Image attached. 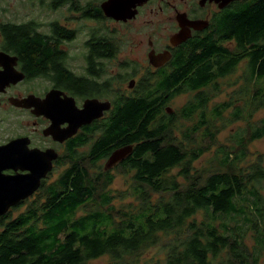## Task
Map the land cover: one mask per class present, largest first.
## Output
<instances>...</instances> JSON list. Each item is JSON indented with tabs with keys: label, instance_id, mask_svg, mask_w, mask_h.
Returning a JSON list of instances; mask_svg holds the SVG:
<instances>
[{
	"label": "trees",
	"instance_id": "obj_1",
	"mask_svg": "<svg viewBox=\"0 0 264 264\" xmlns=\"http://www.w3.org/2000/svg\"><path fill=\"white\" fill-rule=\"evenodd\" d=\"M225 18L224 36L191 53L181 69L189 89L205 86L206 91L180 115L192 121L205 113V118L211 116L205 127L203 122L192 126L178 138L176 125L153 122L159 106L154 107L151 96L174 95L170 78L156 94L127 102L96 146L102 150L112 142L136 144L126 166L115 169L127 176L129 191L117 195L111 188L115 174L97 167L90 172V166L70 157V166L47 184L43 196L22 202L27 207L15 217H0V264H89L102 257L109 258L106 264H260L264 156L250 160L249 146L264 138V117L257 123L251 118L264 109V0L240 4ZM231 40L233 47L227 44ZM241 63L246 67V97L240 95L241 87L235 98L210 109L220 92L219 80L234 74ZM229 110L230 122L242 120L247 127L229 146L217 147L208 167H197L211 151L201 140H215L213 122L223 120ZM127 195L136 200V208H125ZM202 213L204 219L198 221ZM157 247L163 256L142 262Z\"/></svg>",
	"mask_w": 264,
	"mask_h": 264
},
{
	"label": "flooded vegetation",
	"instance_id": "obj_2",
	"mask_svg": "<svg viewBox=\"0 0 264 264\" xmlns=\"http://www.w3.org/2000/svg\"><path fill=\"white\" fill-rule=\"evenodd\" d=\"M133 1L0 0V180L41 174L51 164L30 197L37 198L73 159L105 168L127 147L98 149L110 122L167 78L174 95L151 96L159 106L153 122L173 126V102L183 98L184 107L206 91L188 88L181 69L189 55L224 36L225 17L254 0Z\"/></svg>",
	"mask_w": 264,
	"mask_h": 264
},
{
	"label": "rangeland",
	"instance_id": "obj_3",
	"mask_svg": "<svg viewBox=\"0 0 264 264\" xmlns=\"http://www.w3.org/2000/svg\"><path fill=\"white\" fill-rule=\"evenodd\" d=\"M9 1H22V0H9ZM245 69H246L245 64L241 63L239 65L237 71L234 74L219 80V83H218L219 86L218 87H219L220 92L217 96L212 98V101H210V103H209L210 109L214 108L218 104H223V103L229 102L231 100V98L234 97L233 96L234 92H236L237 90H240L241 87H242V90L240 92V95H243L244 97H246V95H244L245 91H243V89H247V84H246V80H245V77H246ZM254 86L255 85L253 83H251L249 85V91L251 93H252V90L254 91ZM251 93H250V96H251ZM243 104H244L243 102H239V105H243ZM183 105H184L183 98L177 99L172 104L173 109L177 108V111H176V115H177L176 117L177 118L174 121V125H176L175 129H177L176 135L178 136V138H181L182 133L184 131H186L187 129L191 128L192 126L194 129V127L197 124H200L203 122L202 124L204 125V122H206V120H207V122H209L211 120V116H208L207 118H205L206 116H203V115H205V113L203 115H201V113H197V117L192 121L184 120V118H182V116L179 114ZM231 112H232V110H229L226 113H224L223 120H216L213 122L214 129H213L212 133L216 134L214 141H212V142L206 141L204 143L201 140L204 149L206 151L208 149L211 151L206 152L205 155L202 157V159L198 162V164L196 163L197 167H208L210 159H212L213 152L217 149V147H219L221 145L229 146L230 139L233 136H235L236 133H238V132L241 133L247 127V123L245 121H242V120L230 122L229 117L231 116ZM263 117H264V109H261L258 112L253 114V116L251 117L252 122L257 123ZM204 127H205V125H204ZM202 129L200 130L199 133L202 132ZM203 130H205V128ZM187 146L189 147V144ZM262 155L264 156V138H262L261 140L253 142L249 146V158H250V160L253 161ZM91 167H94V166H90V169H91L90 172H95L94 170L96 167H94V168H91ZM67 168H68V166H63V168L60 169V171L63 173L65 171V169H67ZM176 172H177V170L174 171V173H176ZM112 174H115V181H114V184L111 186V188H113V192H115L117 195H121L123 193L128 192L129 187L127 186V183H126L127 176L122 174L120 172V170H115ZM262 193L264 195V191H262ZM116 203L118 205L119 201H116ZM123 205L125 206V208H129V207L136 208L138 206V203L136 202V200L134 198L129 197L127 195L125 197V199L123 200ZM26 207H27V205L24 204V206L17 209L14 212L13 217H15L19 213L23 212L26 209ZM197 219H198V221L203 220L204 219L203 213L200 214L197 217ZM227 221H228V219H224V222H227ZM233 226L234 225H231L230 228H232ZM237 226L240 227V225H237ZM247 237H248L247 244L251 249L252 245L254 244L253 240L251 239V238H253V234L250 233L247 235ZM160 247L153 248V249L149 250L148 253L143 257L142 262H144V261L155 262L157 259L161 258L163 256V254H162L163 251L161 249H159ZM108 261H109L108 257H102L98 260L90 262L89 264H106ZM259 262H260V264H264V253L260 256Z\"/></svg>",
	"mask_w": 264,
	"mask_h": 264
},
{
	"label": "water",
	"instance_id": "obj_4",
	"mask_svg": "<svg viewBox=\"0 0 264 264\" xmlns=\"http://www.w3.org/2000/svg\"><path fill=\"white\" fill-rule=\"evenodd\" d=\"M135 1V0H134ZM133 1V2H134ZM145 0H142L144 2ZM139 2H141L139 0ZM132 5V4H131ZM131 5H128L127 7H130ZM124 18H133L135 14H131L130 12L124 13ZM102 105V104H101ZM105 105V104H104ZM99 115H93L90 118L86 119L88 121H80L78 126L85 122H91L94 118H97ZM72 131H70L66 137L71 136ZM133 153V147L128 146L126 148L117 150L112 157L109 159L108 163L106 164L104 170H110L114 166H116L119 162L126 159L128 156H130ZM44 171L41 174L35 173L31 174L30 176H24V177H17L5 181H1L0 187H3V192L0 194V217L4 216L8 210L21 202H24L28 198H30L39 188L41 178L46 175V173L51 171V164L45 167ZM31 170H37L31 168ZM9 184V185H8ZM4 187H8L7 189H4ZM10 191V192H9ZM8 193V194H7Z\"/></svg>",
	"mask_w": 264,
	"mask_h": 264
},
{
	"label": "bare ground",
	"instance_id": "obj_5",
	"mask_svg": "<svg viewBox=\"0 0 264 264\" xmlns=\"http://www.w3.org/2000/svg\"><path fill=\"white\" fill-rule=\"evenodd\" d=\"M108 171V170H107Z\"/></svg>",
	"mask_w": 264,
	"mask_h": 264
}]
</instances>
